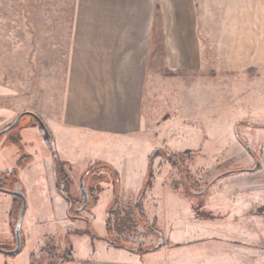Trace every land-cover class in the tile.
I'll use <instances>...</instances> for the list:
<instances>
[{
  "label": "rangeland",
  "instance_id": "1",
  "mask_svg": "<svg viewBox=\"0 0 264 264\" xmlns=\"http://www.w3.org/2000/svg\"><path fill=\"white\" fill-rule=\"evenodd\" d=\"M75 1L0 0V131L24 112L36 114L46 127L58 115L63 104ZM194 3L201 64L194 71L152 65V72L160 68L167 79L153 81L151 133L130 152L134 153L131 163L146 175L145 184L137 190L136 198L128 195L122 201L121 181L112 179L107 164L94 163L86 174V189L92 187L95 199L109 184L115 192L120 190L114 196L117 204L108 213L103 236L116 246L142 253L157 245L158 234H180L182 240L191 239L192 221L204 217L200 213L206 195L220 192L219 197L213 196V202L228 207L229 201L236 199V189L244 195L248 188L259 190L264 180V0ZM179 75L187 77L184 83L177 79ZM192 97L194 102L189 107ZM43 136L35 118L24 115L14 129L0 136V151L8 150L6 157L13 160V165L19 158L25 165L33 164L50 152ZM19 139L26 140V144L32 142V146L22 149ZM5 159L0 154V186L11 189L19 181L17 175H7L13 168ZM257 163L259 169L253 173L239 172L253 169ZM61 164L59 161L58 171ZM66 169L63 174L67 177L62 178H68V191L73 197L69 214L79 215L75 210L82 196L75 192L81 176ZM231 171L234 173L217 178ZM67 173H73L72 177ZM232 176L242 181L229 179ZM63 180L57 183L58 190ZM209 185V192L201 194ZM0 196V203L14 202L11 217L17 221L21 200L6 199L11 196L1 192ZM94 201L89 202L85 214L91 211ZM236 201L240 203L238 209L220 210L218 219L230 222L225 226V239L217 234L216 248L242 264H264V215L258 213L264 207V198L252 194L247 201ZM82 230L72 238L82 236ZM91 231L99 237V230L94 227ZM59 241L50 237L34 260L58 264L68 253ZM206 241L200 240V244ZM169 244L163 239L162 247ZM0 245L4 250H13L15 238L10 246L3 240ZM23 250L13 256L0 253V264H23Z\"/></svg>",
  "mask_w": 264,
  "mask_h": 264
},
{
  "label": "crops",
  "instance_id": "2",
  "mask_svg": "<svg viewBox=\"0 0 264 264\" xmlns=\"http://www.w3.org/2000/svg\"><path fill=\"white\" fill-rule=\"evenodd\" d=\"M194 1H75L63 104L55 119L48 122L47 129L53 140L48 149L54 148L63 169L67 167L66 171L73 170L83 177L75 192V195L80 192L82 203L75 210L79 216L70 215L71 205L63 196L62 189L57 188L55 158L51 151L30 165L23 161L17 165L19 159L13 165V160L6 157L8 150L3 148L0 151L7 160L6 164L18 170L19 182L5 190L18 189L26 197L21 225L23 264H47L34 259L43 251L50 237L57 238V241L61 239L58 242L61 247L68 248V253L58 264H242L230 253L216 248L217 234L225 239V226L230 222L218 219L220 210L238 209L240 203L236 200L240 202L244 198L247 201L252 194H260L264 198V180L259 190L248 188L244 195L242 190L236 189V199H231L228 207L213 202V196L219 197L220 192L206 195L203 212L198 211L204 217L192 221L191 239L186 237L182 240L180 234L168 238L157 233L158 242L160 239L169 240V246H161L163 249L156 251L160 249L156 245L143 253L116 246L103 236L109 223L108 213L117 204L114 196L119 195V188L115 192L111 184L107 185V190L98 199L92 197L94 192L91 188L86 189V174L97 162L107 164L112 179L117 177L121 181L122 201H126L128 195L136 198L137 190L145 184L146 175H143L142 168L131 163L134 153L130 152L136 149L140 139L151 133L153 81L167 79L160 68L152 72V65L163 64L165 69L194 71L201 64ZM177 77L182 83L187 78L183 75ZM193 102L192 97L188 106ZM23 141L22 148L32 146V142L26 144V140ZM147 145L150 146V142ZM232 177L229 179L242 181L241 177ZM209 187L201 194H207ZM83 188L88 193V203L81 209L84 205ZM7 195L11 197L4 198L14 197ZM93 199L95 204L85 214L84 210ZM13 204L0 203V240L8 242L9 246L14 237L13 223H16L11 217ZM67 215L72 221L67 220ZM94 227L100 231L97 238L91 234ZM217 228L220 231L217 232ZM80 229H83V235L73 239L72 236ZM203 239L207 240L206 243L200 244Z\"/></svg>",
  "mask_w": 264,
  "mask_h": 264
},
{
  "label": "water",
  "instance_id": "3",
  "mask_svg": "<svg viewBox=\"0 0 264 264\" xmlns=\"http://www.w3.org/2000/svg\"><path fill=\"white\" fill-rule=\"evenodd\" d=\"M24 115H28V116H31V117L37 119L41 129L44 131V133L47 136V138L49 140H52V137H51L47 127L43 123V121L36 114H34L32 112H24V113L20 114L19 116H17L16 119L14 120V122L10 126H8L7 128L3 129L2 131H0V136L5 134V133H7V132H9V131H11L17 125V123L19 122L21 117L24 116ZM247 151L251 154L250 148H247ZM158 153L159 152H156V154H158ZM54 158H55V162H56L55 155H54ZM257 166H258V163H257ZM82 185L84 186V182L82 183ZM0 192H4V193L10 194V195H12L14 197H17L22 202V207H21V210H20V214L18 216V219H17L16 224H15V228H14L15 248L13 250H4V249L0 248V253L8 255V256H13V255L18 254L20 252V249H21V225H22V221H23V218H24V215H25V211H26V204H27L26 197L18 189H15V190L11 191V190H5V189H1L0 188ZM82 194H83L84 205L81 207V209H84L86 207L87 203H88V193H87L85 188H83ZM137 205L138 204H136V206ZM161 246H162V240L160 239L158 244H157V246H156V248H160Z\"/></svg>",
  "mask_w": 264,
  "mask_h": 264
},
{
  "label": "trees",
  "instance_id": "4",
  "mask_svg": "<svg viewBox=\"0 0 264 264\" xmlns=\"http://www.w3.org/2000/svg\"><path fill=\"white\" fill-rule=\"evenodd\" d=\"M36 121H37V123H38V120L37 119H35ZM16 127V126H15ZM14 127V128H15ZM13 128V129H14ZM32 128V127H31ZM38 129H39V131H40V134H42V135H44L43 136V140H44V142H46L47 143V145L48 146H50L52 143H53V140H49L48 138H47V136L45 135V133H44V131L41 129V127H40V125H39V123H38ZM19 136H21L20 134L18 135V137ZM21 142H22V145L24 144V141L22 140V139H19ZM19 140H17V141H19ZM26 146H24L23 148H25ZM22 148V149H23ZM50 151H51V153H53V156L55 155V157H56V154L54 153V148L53 147H51V149H50ZM26 157V156H25ZM20 163H21V161H23L21 158H19V160H18ZM62 165L63 164H61V170L60 171H58V166H59V161L56 159V162H55V179H56V184L59 182V181H61V180H63V178H65V177H67V176H65L63 173V171L64 170H62ZM259 169V166H257V167H255V168H253V169H243V170H240L239 172H241V171H255V170H258ZM7 175H13V176H18V170L17 169H11V171H7ZM232 173H234L233 171H231V172H226V173H224V174H221L220 176H218L217 178H219V177H221V176H224V175H229V174H232ZM16 176V177H17ZM62 176H63V178H62ZM62 178V179H61ZM216 178V179H217ZM63 184H61L60 185V189H62V194H63V196L65 197V199L67 200V202L69 203V205H72V199H71V197H70V195H69V193H68V186H69V180H68V178L67 179H64L63 181ZM114 182H115V180H114ZM0 188L1 189H9V188H5V187H3V186H0ZM91 190L93 191V189H92V187H91ZM15 199H16V197H15ZM258 213L259 214H261V215H264V207H262V208H260L259 210H258ZM79 214V213H78ZM76 216H79V215H76ZM78 218V217H77ZM86 233H88V232H86ZM113 243V242H112ZM113 244H115L116 245V243H113ZM1 248V247H0ZM3 249V248H2Z\"/></svg>",
  "mask_w": 264,
  "mask_h": 264
},
{
  "label": "flooded vegetation",
  "instance_id": "5",
  "mask_svg": "<svg viewBox=\"0 0 264 264\" xmlns=\"http://www.w3.org/2000/svg\"><path fill=\"white\" fill-rule=\"evenodd\" d=\"M108 242H109V243H112V241H110V240H108ZM113 243H114V241H113Z\"/></svg>",
  "mask_w": 264,
  "mask_h": 264
}]
</instances>
